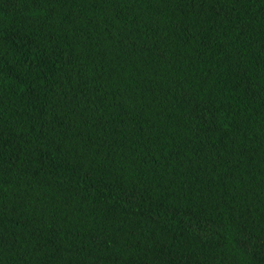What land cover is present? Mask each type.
I'll list each match as a JSON object with an SVG mask.
<instances>
[{"label":"trees","instance_id":"obj_1","mask_svg":"<svg viewBox=\"0 0 264 264\" xmlns=\"http://www.w3.org/2000/svg\"><path fill=\"white\" fill-rule=\"evenodd\" d=\"M0 264H264V0H0Z\"/></svg>","mask_w":264,"mask_h":264}]
</instances>
